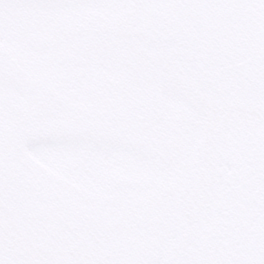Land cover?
<instances>
[{"label": "snow or ice", "instance_id": "obj_1", "mask_svg": "<svg viewBox=\"0 0 264 264\" xmlns=\"http://www.w3.org/2000/svg\"><path fill=\"white\" fill-rule=\"evenodd\" d=\"M0 264H264V0H0Z\"/></svg>", "mask_w": 264, "mask_h": 264}]
</instances>
